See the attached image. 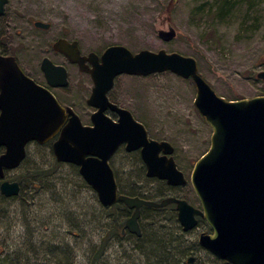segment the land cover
Listing matches in <instances>:
<instances>
[{"label": "rangeland", "instance_id": "rangeland-1", "mask_svg": "<svg viewBox=\"0 0 264 264\" xmlns=\"http://www.w3.org/2000/svg\"><path fill=\"white\" fill-rule=\"evenodd\" d=\"M227 2L217 15L221 0H8L0 16V51L14 55L37 81H44L39 70L43 57L63 65L68 85L52 90L86 125L94 110L86 103L92 83L52 49L60 37L76 40L83 54L101 55L110 45H123L132 53L164 50L190 56L226 100L263 96L264 82L256 74L264 70V0ZM36 20L50 27L36 28ZM168 24L177 35L164 41L157 30ZM108 95L129 109L150 137L174 146L188 177L187 167L208 150L212 133L194 106L193 81L171 71L120 74ZM123 162L121 154L112 158L116 167ZM5 179L17 181L20 192L14 198L0 193V264H142L134 256L113 260L120 250L114 245L108 249L106 242L105 255H99L98 243L106 234L105 241L110 220L78 168L55 160L51 144L28 143L23 163L7 171ZM144 186L160 189L159 183ZM184 192L194 200L189 187ZM176 225L167 218L158 232L161 247L171 250L164 264H187L191 250L209 264H222L197 243L203 225L188 233Z\"/></svg>", "mask_w": 264, "mask_h": 264}, {"label": "water", "instance_id": "water-1", "mask_svg": "<svg viewBox=\"0 0 264 264\" xmlns=\"http://www.w3.org/2000/svg\"><path fill=\"white\" fill-rule=\"evenodd\" d=\"M7 3L8 0H0V16L5 13ZM33 25L43 30L50 27L39 20ZM157 34L170 41L177 31L168 24L158 28ZM52 49L91 74L93 87L87 104L99 109L91 114V125L82 124L70 107L64 108L53 94L26 76L14 56L0 55V193L8 198L19 194L20 184L5 179V175L22 164L28 143L43 145L56 135L52 142L55 160L76 166L103 206H110L117 199L109 159L123 142L127 143V150L141 147L148 176L166 179L173 185L185 184L173 159L166 157L172 154L173 145L166 140L149 139L143 124L107 97L120 74L171 71L193 81L194 106L212 130L210 146L196 160L190 177L201 209L171 197L157 203L119 196L129 207H136L126 227L139 234L135 219L141 205L162 207L174 202L184 231L195 226L196 214L210 226V234L199 235L201 247L233 264H264V95L226 100L200 75L193 57L176 52L132 53L123 45H110L100 58L95 52L82 56L76 40L61 37L53 42ZM85 61L93 67L88 68ZM41 69L50 86L68 84L66 69L48 57L42 58ZM256 77L264 82V70ZM106 107L118 113L117 123L103 114ZM159 152L165 156L158 157ZM187 262L192 263L193 257Z\"/></svg>", "mask_w": 264, "mask_h": 264}, {"label": "flooded vegetation", "instance_id": "flooded-vegetation-1", "mask_svg": "<svg viewBox=\"0 0 264 264\" xmlns=\"http://www.w3.org/2000/svg\"><path fill=\"white\" fill-rule=\"evenodd\" d=\"M59 53L62 54V56H64L69 61V63H71L72 65H75L78 68L80 73L88 75V77L90 78L91 83H92V86H91V90H92L93 80H92L91 74L87 70H83V71L80 70V67L76 62H71L63 53H61V52H59ZM89 53H87V54H89ZM87 54L81 53L82 56H86ZM0 55H2V56H14L11 53H5L2 51H0ZM14 58L18 64V66L20 67V69L22 70V72L26 76L31 78L36 84L41 86L43 89H46L51 94H53L54 97L57 99V101L64 108L70 107L73 110V108L71 106L65 105L62 102H60L59 99L57 98V96L54 94L52 89H57V88L61 89L63 87H52L47 83L44 72L41 69V61L39 62V70L41 71V73L43 75L44 81H37L36 78L32 77L30 74H28L25 71V69L22 67L21 63L18 61V59L15 56H14ZM98 58H100V55H98ZM54 64L55 65H61V64H56V63H54ZM85 65L88 68L93 67V65L89 61H85ZM61 66H63V65H61ZM66 72H67V70H66ZM67 81H68V73H67ZM114 83H115V80H114ZM66 86H64V87H66ZM109 91L107 92V97H108L109 102L117 105L120 108L127 109L126 107H123L122 105L118 104L116 101L111 100L109 98V95H108ZM0 93H1V90H0ZM90 94H91V92H90ZM86 103H87V100H86ZM93 109H94L93 112H96L99 108L97 107V108H93ZM127 110H129V109H127ZM130 113L132 114L131 111H130ZM91 114H90V118H91ZM103 114L106 117H108L112 122H114V123L118 122L119 115L115 110H112L109 107H106L105 110L103 111ZM132 116L137 122L143 124L139 119H136L133 114H132ZM68 118H69V116H67L66 119H68ZM80 121H81V119H80ZM91 124H89V125H91ZM84 125H86V124H84ZM143 126H144V124H143ZM145 129H146V127H145ZM57 136L58 135H56L54 138H52L50 141L47 142V143L51 144V147H52L53 140L56 139ZM147 136L149 139H154L148 135V132H147ZM158 141H160V140H158ZM126 146H127L126 142L121 143L109 159V165L112 169L114 179L116 182V188H117V199H116V201L113 204H111L110 206H103L98 200L100 207L103 208V210L106 213V216L110 220L109 226L107 225L108 227L106 228L108 230V235H107L105 241H104V238H105L106 234L104 235V237H102L99 240L98 253L100 256L105 255L106 252L104 249V247H105L104 242H106V244H109L108 249H110L111 246L114 245V246L118 247V250H120V253L118 255L113 256V260H115L117 262L122 261L121 260L122 257L131 258L134 256L136 258H139V262L142 264H164L165 262H169V261H166V259H168L169 256L171 255L170 254L171 250L167 251L161 247L160 243L162 242L163 239L160 236H158V232L161 229H163V227H164L165 219L170 218V217L174 218L177 222L176 228L185 232V233L196 230L199 228V226L203 225L205 227V230H202L199 233V235L201 233L210 234L212 232L210 226L207 224V222L201 216L196 214V215H194L195 220H196L195 226L188 231H184L182 229V226L179 224L178 219H177V213H178L177 204L174 202L169 203V204L162 206V207H153V206L141 205L138 208V216L135 219V226L137 227V230L139 231V234H138V233L130 230V228L126 227V223L132 217L134 212L136 211V207H134V206L129 207L128 205L125 204L124 201L119 199V196L138 197L140 199L150 200V201H154L157 203H159L164 198L171 197V198H176L179 200H185L194 209L200 210L201 209L200 201H199V199H198V197H197V195H196V193L192 187L191 181H190L191 172L193 170V166H194L196 161L193 163H190V165L187 167V168H190V166H191V172H190V175L188 176L189 177L188 178L185 174V170H187L186 167L181 165L179 163V161L177 160V158L175 157V154H174L175 148H174L172 154L166 155L167 158L171 157L173 159L176 168L180 172H182L183 177L186 180L185 184L173 185V184H169L166 179H160L156 176H154V177L148 176L147 175V166H146V163L144 162L142 155H141V147L134 149V150H127ZM3 151H4V148L2 147L1 152H3ZM118 154L122 155V157L124 158V162L121 163L120 165H117V167H116L115 164L114 165L112 164V158ZM163 156H165V154L163 152L158 153V157H163ZM119 167H121L122 169L121 170L118 169ZM143 183H144V185L147 183H159L160 189L157 192H155L153 189L149 190L143 185ZM186 187H189V191L192 192L193 197H194L193 201L189 200V198L185 194L184 189ZM97 199H98V197H97ZM198 238H199V236H198ZM198 238H197V243H198ZM113 240H115V241H113ZM150 243H151V245L153 244V248L151 250H149V244ZM103 245H104V247H103ZM198 245H199V243H198ZM127 246L129 247V249H127ZM159 246L161 247V249H159ZM201 248H203V247H201ZM205 250L208 251L207 249H205ZM127 251L130 253V255L127 254ZM190 253H191V255H188L186 258L187 264H209V263H207V260L200 259L195 254H193L192 250L190 251ZM209 253L215 258L216 261H218L222 264H233V263H231L225 259H220V258L216 257L211 252H209ZM189 257H193L192 263L187 262Z\"/></svg>", "mask_w": 264, "mask_h": 264}, {"label": "trees", "instance_id": "trees-1", "mask_svg": "<svg viewBox=\"0 0 264 264\" xmlns=\"http://www.w3.org/2000/svg\"><path fill=\"white\" fill-rule=\"evenodd\" d=\"M227 5H228L227 0H221V3L217 7V15H220V13H222L228 7ZM48 144H50V143H48ZM1 197L2 198H8V197H5L3 195H1ZM14 197H16V196H14ZM48 250L51 251L52 248H49Z\"/></svg>", "mask_w": 264, "mask_h": 264}]
</instances>
